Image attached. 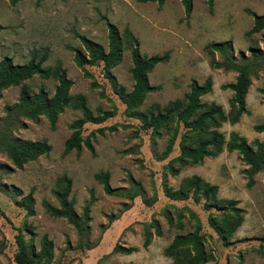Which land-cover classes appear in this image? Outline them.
I'll list each match as a JSON object with an SVG mask.
<instances>
[{
	"label": "rangeland",
	"instance_id": "rangeland-1",
	"mask_svg": "<svg viewBox=\"0 0 264 264\" xmlns=\"http://www.w3.org/2000/svg\"><path fill=\"white\" fill-rule=\"evenodd\" d=\"M250 11L264 14V0H192V11L186 17L181 0H165L162 6L146 0H22L10 5L0 0V61L11 57L14 64H24L33 55L37 60L44 51L47 59L43 66H53L60 60L67 77L73 81L71 95L86 97L88 107L95 116L108 113L99 123L88 122L82 138H88L93 153L81 143L79 151L63 152L64 141L72 130L69 124L81 117L73 105L58 115L55 128L40 116L37 121L20 117L19 123L9 126L17 139H46L51 151L17 168L5 152L0 151V264H16L14 236L18 229L36 251L41 238L52 240V259L49 264H171L164 255V248L173 236L186 233L200 220L206 250L213 255L207 264H264V169L254 175L248 187L244 172L248 166L237 151L223 149L217 156H207L200 164L180 166L176 157L181 152V142L186 127L176 119L158 130L127 112L126 104L115 92L105 76L102 63L86 65L93 78L100 84L91 88V79L84 78L74 64V49H82L76 36L84 35L107 50L105 19L115 24L122 37L123 49L120 62L111 69L116 81L132 89L130 50L124 28L128 27L139 40L141 54L151 56L168 51L166 62L157 64L148 74L156 91L147 93L137 108L145 113L151 106H166L175 99L182 100L195 79L203 83L212 78V91L200 97L203 102L220 104L229 115L232 91L221 85L235 81L234 69L214 68L213 62L222 61L218 52H209L210 42L231 40L232 54L240 61V53L254 61L251 64V84L245 98L248 113L232 124L228 120L219 127L226 140L231 131L238 132L251 143L258 139L264 144V132L254 130V125L264 121V102L260 88H264V29L247 36L253 23ZM250 47L258 50L252 57ZM31 93L41 88L49 96L54 93L56 80L34 75L23 82ZM21 86H9L1 91L0 126L7 120L9 108L18 103ZM104 92V97L100 92ZM115 127L110 130L109 127ZM102 128V132L97 129ZM177 131L172 149L164 154L168 139ZM178 168L173 174L169 167ZM108 171L111 193H106L96 173ZM66 174L72 180L69 199L78 215L89 206L87 231L79 232L64 218L47 213L42 204L49 201L59 206L53 189L60 188L58 178ZM201 176L218 185L217 197L238 200L243 209L241 225L229 241H224L209 223L210 216L218 210L204 207V197L197 200L192 194L187 199H173L166 189H177L185 177ZM32 193L34 213L28 215L19 202ZM181 214L182 228L176 218ZM172 218V224L168 221ZM151 241L143 247L145 230ZM156 229L160 232L157 234ZM135 247L124 254L116 247Z\"/></svg>",
	"mask_w": 264,
	"mask_h": 264
},
{
	"label": "trees",
	"instance_id": "trees-1",
	"mask_svg": "<svg viewBox=\"0 0 264 264\" xmlns=\"http://www.w3.org/2000/svg\"><path fill=\"white\" fill-rule=\"evenodd\" d=\"M22 0H8L10 5H15ZM156 2L162 6L165 0H146ZM213 0H207L211 5ZM186 17H189L192 11V0H181ZM252 15L253 23L251 28L246 31V35L259 33L264 29V14H256L249 10ZM107 28V50L104 47L84 36L77 34L82 49H74V64L82 71L83 77L91 79L90 87L99 88L100 84L93 78L86 65H97L102 63L105 76L109 79L111 86L126 104L127 112L131 115L140 116L145 122L158 130L164 124L176 119L183 123L186 132L182 137L181 152L176 157L180 166L185 164H200L207 156H217L226 148L228 151H237L241 160L248 166L244 170L247 176L248 187L254 182V175L264 169V144L258 139L249 143L244 136L236 131H231L229 139L226 140L224 134L219 131L223 122L229 121L234 124L239 121L241 115L248 113L245 98L248 88L251 84V64L254 61L240 53L241 60L236 61L232 54L231 40L221 42H210L206 48L209 52H218L223 59L220 62L212 61L214 68L234 69L237 71L235 81L221 85L223 89L232 91L230 104L232 113L227 115L220 104L215 102H203L200 97L212 91V78L207 76L203 83H198L192 79L189 83V90L182 100L175 99L166 106L160 107L158 104L151 106L145 113L139 112L137 108L142 104L147 93L156 91L159 85H151L148 80V74L159 64L166 62L169 58L168 51L163 54H154L147 56L141 54L139 50V40L128 28H124L127 38V46L130 50L132 66L130 76L133 80L132 89L126 91L125 87L120 85L111 69L121 60L123 42L120 32L115 24L105 19ZM3 29L0 25V31ZM252 57L258 56V50L250 47ZM47 59V52L44 51L37 60L36 55L24 64H14L11 57H3L0 61V96L3 89L9 86L20 85L18 103L13 108H9L7 120L4 126H0V151L5 152L13 165L22 168L29 161L36 160L42 155H47L51 151V145L46 139L29 140L14 138L9 130V126L19 123L20 117H26L37 121L40 116H44L51 127L55 128L58 115L69 105H73L81 112V117L73 120L69 124L72 130L70 136L64 141L63 152L66 154L72 150L79 151L81 143L93 153V146L88 138H82V130L86 123H99L108 116L103 113L101 116H95L88 107L86 97L81 94L71 95L69 90L73 81L67 77L66 69L62 66L60 60H56L53 66H43ZM34 75L42 78L53 77L56 80L54 93L49 96L47 91L40 89L36 93H31L25 80L31 79ZM262 101L264 102V88H260ZM104 97V92H100ZM115 127H109L113 130ZM102 132V128L97 129ZM254 130L264 132V121L254 125ZM177 131L174 129L171 137L167 141L164 154L171 151ZM173 174L178 172V168L169 167ZM95 177L102 183L106 193H111L109 184V172L102 171L95 174ZM58 183L62 184L60 188L53 189V194L57 199L59 206H54L47 200L42 204L47 213L56 218H64L69 224L75 227L79 232L87 231L89 223V206L85 207L82 215H78L74 209L72 199H69L72 180L66 174L58 178ZM218 185L211 184L201 176L193 174L190 177L182 179L179 187L175 190L166 189V194L173 199L184 200L190 194L197 200L199 195L204 197V207L213 208L219 212L217 216H210L209 223L224 241H229L234 231L241 225L243 220V209L239 207L238 200L232 198L217 197ZM24 207L28 215L34 213V199L32 193L27 194L19 202ZM191 216L196 218V223L192 230L186 233L175 234L170 243L164 248V255L172 259L171 264H207L213 260V255L206 250L204 244V235L201 233V222L196 215L191 212ZM168 221L172 224V218L168 216ZM177 227L182 228L181 214L176 218ZM157 234L160 232L156 229ZM16 251L13 255L16 264H49L52 259L53 243L52 240L43 235L41 246L38 251L25 238L22 230L18 229L14 236ZM264 243V235L260 237ZM151 241V233L145 230L143 247H147ZM124 254H130L136 250L135 247H116ZM137 264V263H128Z\"/></svg>",
	"mask_w": 264,
	"mask_h": 264
}]
</instances>
